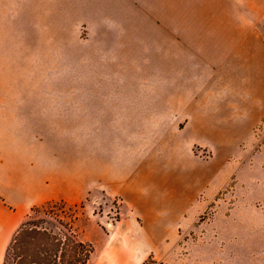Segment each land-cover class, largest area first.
<instances>
[{
  "label": "rangeland",
  "instance_id": "obj_1",
  "mask_svg": "<svg viewBox=\"0 0 264 264\" xmlns=\"http://www.w3.org/2000/svg\"><path fill=\"white\" fill-rule=\"evenodd\" d=\"M33 6L34 98H65L66 110L57 121H43L17 119L10 115L14 107H0V175L19 167L20 147L46 148L47 131L65 145L67 166L76 154L83 170L129 146L144 152L147 171L137 202L100 186L66 202L83 203L73 225L94 246L89 264H140L149 255L163 264H264V157L250 163V153L235 148L264 146L253 133L264 119L253 126L250 143L226 142L219 153L186 147L183 123L173 117L189 108L183 103L198 96L192 93L197 86L207 88L212 101L241 84V75L234 81L212 68L219 61L213 44L230 38L237 16L264 21V0H34ZM202 52L210 66L194 75L200 67L193 60ZM170 97L177 104L155 106L154 99ZM103 103L114 106H97ZM108 109L123 110L127 119L100 117ZM159 111L164 118L154 116ZM165 169L180 184L172 205L154 201ZM190 169L193 193L186 197ZM45 202L31 205L21 222Z\"/></svg>",
  "mask_w": 264,
  "mask_h": 264
},
{
  "label": "crops",
  "instance_id": "obj_2",
  "mask_svg": "<svg viewBox=\"0 0 264 264\" xmlns=\"http://www.w3.org/2000/svg\"><path fill=\"white\" fill-rule=\"evenodd\" d=\"M33 2L34 0H0V107H14L10 115L17 119L57 121L60 116L65 115V98H34ZM258 21L259 18L249 21L235 17L230 38L213 44L212 50L219 61L212 68L219 67L221 75L233 74L234 81L237 75H241L238 79L241 84L229 89L227 96L212 101L207 96V88H193L192 93L198 96L187 98L183 103L189 108L179 115L173 114L178 124L183 123L180 129L186 147L198 144L224 153L226 142L236 143L245 138L250 143L253 126L264 119V21L260 19V24ZM193 65L200 67L199 70L192 71L194 75L210 66L204 52L200 58L196 55ZM50 91L48 89L47 93ZM154 102L155 106L177 104L173 97L164 100L157 98ZM211 104L220 107L216 111L211 110ZM98 105L114 106L112 103ZM107 111L100 117L122 122L128 116V113L119 109ZM154 116L159 119L165 117L160 111ZM43 137L47 138L44 141L46 148L37 150L35 148L39 147L35 144L31 148L20 147L15 157L16 166L19 167L0 175V264L6 246L19 227L22 217L35 203L62 200L73 204L80 200L83 189L88 191L93 186H100L111 194H121L132 202H137L141 196L139 186L145 182L147 172L146 165L141 162L144 152L136 153L129 146H119L104 165L91 164L83 170L81 159L76 154L72 167L67 166L65 145L60 141L59 135L47 131ZM249 145L246 148L236 145L235 148H238V154L250 153V163L264 157V146L253 152ZM25 163H29L28 168H23ZM149 169L148 180L151 181L155 173H152V168ZM165 171L158 173L165 178L159 185V198L154 201L160 203L167 200L172 205L177 202L180 184L175 176L166 169ZM192 171L186 173V197L193 193ZM172 210L167 207V215H172Z\"/></svg>",
  "mask_w": 264,
  "mask_h": 264
},
{
  "label": "trees",
  "instance_id": "obj_3",
  "mask_svg": "<svg viewBox=\"0 0 264 264\" xmlns=\"http://www.w3.org/2000/svg\"><path fill=\"white\" fill-rule=\"evenodd\" d=\"M82 207V202L62 200L32 206L6 246L2 264H89L94 246L80 239L73 225ZM140 264L163 263L149 255Z\"/></svg>",
  "mask_w": 264,
  "mask_h": 264
},
{
  "label": "built area",
  "instance_id": "obj_4",
  "mask_svg": "<svg viewBox=\"0 0 264 264\" xmlns=\"http://www.w3.org/2000/svg\"><path fill=\"white\" fill-rule=\"evenodd\" d=\"M254 136L258 144L264 141V122H262L261 126L258 125L254 130Z\"/></svg>",
  "mask_w": 264,
  "mask_h": 264
}]
</instances>
